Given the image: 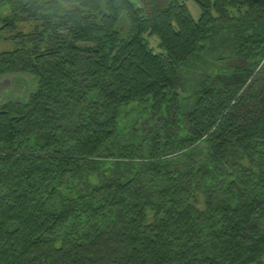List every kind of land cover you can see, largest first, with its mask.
Here are the masks:
<instances>
[{
  "label": "trees",
  "instance_id": "obj_1",
  "mask_svg": "<svg viewBox=\"0 0 264 264\" xmlns=\"http://www.w3.org/2000/svg\"><path fill=\"white\" fill-rule=\"evenodd\" d=\"M147 1L150 11L135 0H64L38 8L39 15H48V23L57 18L74 22L72 37L61 41L52 36L51 51L37 56L35 70L44 75L37 97L27 104L0 102V145L31 140L32 131L45 126L52 129L45 101L61 88V79L73 84V71L91 80L108 104L86 109L74 134L61 141L69 146L62 148L59 158H0V181L11 192L6 199L0 195V264H258L264 259V231L254 224L264 216V110L244 128L234 117L237 103L245 105L254 98L246 88L253 67L264 57V0H168L166 6ZM190 1L201 10L199 20L189 10ZM32 2L40 7L42 0ZM242 5L257 14L255 20L248 16L237 23V50L246 55V63L219 84L198 92L197 109L184 117L190 141L170 138L165 143L159 135V144L153 143L157 156L172 148H190L185 151L188 160L202 142L208 143L206 168L197 171L195 165H187L189 175L199 180L185 182L186 173L179 172L172 177L170 163L159 160L153 171L171 185L161 190L156 203H143L148 194L137 178L115 190L109 187L108 196L96 202L90 200L85 215L82 203L65 200L60 214L56 211L41 226L37 214L49 211L59 190H51L41 202L32 187L36 175L42 184L47 179L65 180L81 163L97 160L118 132L117 114L105 113L110 105L129 106L150 97L152 109L160 112L166 105L171 112H180L181 67L196 54L208 52L215 25L229 22V8ZM123 16L130 25L124 38L118 31ZM150 36L160 39L164 53L150 46ZM74 42L89 46L87 56L79 57ZM141 153L121 150L128 160ZM199 194L205 199L206 223H212L208 250L196 239L203 219L193 206ZM245 229L251 238L244 236ZM50 230L53 236L39 237Z\"/></svg>",
  "mask_w": 264,
  "mask_h": 264
},
{
  "label": "rangeland",
  "instance_id": "obj_2",
  "mask_svg": "<svg viewBox=\"0 0 264 264\" xmlns=\"http://www.w3.org/2000/svg\"><path fill=\"white\" fill-rule=\"evenodd\" d=\"M33 0H0V102L3 105L11 100L27 104L31 99L37 97L42 91L44 79L43 73H37V56L45 52H50V39L57 35L61 41L70 40L71 30L74 22L67 23L64 18H57L51 23L47 22L48 15H39L38 8H43L45 2H59L64 4V0H42L40 3H33ZM138 6L150 11V3L147 0H135ZM161 6H166L168 0H157ZM47 7V6H46ZM195 20L201 17V10L195 1L188 3ZM65 8V6H63ZM71 9V7H68ZM67 9V8H66ZM48 12L46 9H44ZM230 21L218 22L214 27V37L207 53H198L195 57L186 62L180 70L181 79V111L171 112L165 105L162 111L158 112L153 108L155 103L150 97L134 102L129 106L118 103L106 108L105 113L118 116V132L115 138L109 142L103 150L102 155L97 160H87L80 164L78 169L71 171L67 179H47L45 183L38 179L36 175L32 183L35 192H39L37 197L44 201L53 189L59 190L57 200L50 204L48 212L37 214L41 226L52 220L54 213L62 207L63 201H77L81 204L80 211L86 214V205L90 200L96 202L108 196L109 187L112 190L140 179L145 187L148 196L144 199V204L156 203L161 190L170 187V183L162 182L154 173L153 165L159 160L170 163V170L181 174L186 173L185 182L199 180L196 176L188 173L187 165H195L198 171L206 168L210 158V145L202 142L191 160L185 156L190 149L173 148L167 153L154 154V145L161 135L163 142L167 143L170 138L179 140H191L188 134L189 125L184 123V117L190 115L197 109L198 92L205 86L213 87L227 78L228 73L234 68L243 66L246 63L245 54L240 55L237 50L238 21L250 16L255 20L257 14L249 13L248 7L242 5L240 8H229ZM217 18L219 15L215 14ZM130 25L126 16L121 19L118 31L121 37L128 34ZM150 46L157 53H164L161 41L157 37H148ZM81 54L79 57L87 56L89 46L85 43L74 42ZM18 61V62H16ZM72 83L61 79V88L52 92L46 99V109L50 112L51 127H42L40 130L32 131L31 140H16L11 144L0 145V158L26 157L57 159L62 155V148L69 146L61 142L65 137L69 138L74 134L76 127L83 121L82 116L86 109L94 104H108L103 96L96 90L91 80L82 77L79 71H73L70 76ZM88 86V87H87ZM253 96V100L245 105L237 103L235 105L234 117L238 122V127H247L255 118H258L264 110V57L258 59L257 65L253 67V77L247 84L246 93ZM111 118V117H110ZM109 119V118H107ZM50 122V121H49ZM44 125L47 121L42 122ZM53 129L55 132H52ZM54 141V142H51ZM141 150L142 156L134 159H126L121 155V150ZM186 151V152H185ZM188 153V152H187ZM136 154V153H134ZM233 151L230 150L228 160L230 165L234 163ZM181 157V162L175 164V159ZM189 163V164H188ZM244 164H248L247 161ZM8 184L0 181V195L6 199L11 193L7 190ZM13 192V191H12ZM198 201L193 205L200 211L203 218L200 226L197 227V237L199 245L203 250H208L210 245L209 235L212 231V223H206L208 216H204L206 210L204 197L199 194ZM90 201V202H91ZM89 202V204H90ZM130 204V202H128ZM94 205V204H92ZM97 205V204H96ZM94 205L95 208L99 206ZM43 214V215H42ZM254 224L264 231V216L257 218ZM51 227L47 228L50 229ZM15 226L11 227V231ZM45 232L46 228L43 229ZM53 236L54 232L42 233L39 237ZM244 236L251 238L249 230L245 229ZM198 258H200L198 256ZM264 264V259L261 263Z\"/></svg>",
  "mask_w": 264,
  "mask_h": 264
}]
</instances>
